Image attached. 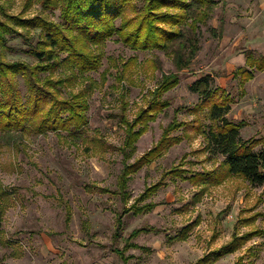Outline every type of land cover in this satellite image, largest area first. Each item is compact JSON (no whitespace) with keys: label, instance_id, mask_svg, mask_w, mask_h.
<instances>
[{"label":"rangeland","instance_id":"374dc122","mask_svg":"<svg viewBox=\"0 0 264 264\" xmlns=\"http://www.w3.org/2000/svg\"><path fill=\"white\" fill-rule=\"evenodd\" d=\"M161 10L178 12L168 7ZM60 13V9H43L42 0H0V20L5 22L11 16H40L62 23ZM16 28L29 37L7 35L5 59L32 65L36 59L30 48L42 38V31ZM195 33L199 49L181 69L170 51L135 50L117 35L108 39L101 50L99 70L89 72L90 79L63 87L64 97L86 89L89 123L85 139L66 131L1 133L0 189L6 194L1 197L0 264H198L202 256L231 241L234 235L264 229V186H253L243 176L231 175L209 187L201 200L192 204L197 189L187 180L167 177V185L147 199L159 204L142 214L124 215L116 236L117 217L125 203L111 191L117 190L123 167L120 148L126 121L132 122L147 104L150 91L156 89L162 75H179L178 85L164 95L171 105L149 122L129 162L154 145L177 107L180 120H194L197 115L208 128L209 106L198 113L191 110L201 101L191 84L206 74L212 75L213 88L220 86L230 93L227 117L241 125L240 136L261 138L255 149L264 148V69H253L254 77L244 84L237 73L245 63L246 50H253L257 57L264 55V0H216L207 19L198 21ZM65 75L55 69L51 76L57 79ZM42 77H49V73ZM15 80L25 98L23 77L16 75ZM174 133L182 140L129 180L126 206L178 164L204 171L222 162V155L200 151L206 145L200 132L188 129L183 133L180 128ZM254 214H258L256 219L243 220ZM193 221L198 225L185 240L178 239V232ZM147 225L161 230L129 238L135 229ZM240 257L242 264H264V237L254 235L215 264H235Z\"/></svg>","mask_w":264,"mask_h":264},{"label":"trees","instance_id":"16d2710c","mask_svg":"<svg viewBox=\"0 0 264 264\" xmlns=\"http://www.w3.org/2000/svg\"><path fill=\"white\" fill-rule=\"evenodd\" d=\"M215 3L216 0H42L43 9H60L62 23L40 16L27 19L11 16L9 22L0 20V138L2 132L27 130L38 134L66 131L77 139H85L84 131L89 123L86 89L69 92L64 97L63 87H73L77 81L90 79L89 72L99 70L103 57L101 50L106 41L117 35L135 50L170 51L177 68H184L199 49L195 33L198 21L207 19L209 10ZM163 7L176 9L178 12H165L161 10ZM200 9L202 10L199 11ZM16 26L25 29V32L32 28H40L42 31V38L30 48L36 59L32 65L20 60L5 59L7 35L26 34L29 37L28 33L17 30ZM61 54L65 56L62 57ZM55 69H60V73L67 75L54 79L51 75H55ZM253 69H264V55L257 57L253 50H246V65L237 69L243 84L254 77ZM45 72L49 73V77H42ZM16 75H21L25 81V98L18 89ZM212 79L211 74H206L191 84V89L201 97L199 104L191 110L198 113L209 106L210 124L207 129L197 115L194 120H180L177 117L180 108L177 107L172 121L163 129L154 145L133 162H129L136 151L135 143L146 132L149 122L171 105L164 95L178 85V73L162 75L159 85L150 91L147 104L132 122L126 121L123 146L120 148L123 167L117 179V190L111 191L118 193L125 203L117 217L116 236L122 229L124 215L142 214L159 204L147 199L167 185V177L171 180H187L197 189L192 204L200 201L209 187L218 185L231 175H241L253 186H264V148L255 149L263 140L243 139L240 136L241 125L227 117L232 101L230 93L220 86L213 88ZM180 128L183 133L194 129L203 134L206 145L200 151L220 154L224 157L222 162L217 167L204 171H193L185 168L184 164H178L163 172L160 180L146 186L134 202L126 206L130 198L127 188L131 177L179 143L182 136L175 135L174 131ZM185 135L189 136L188 133ZM5 194L0 189V228L4 207L1 197ZM259 200L261 201V197ZM257 215L243 220L249 222L256 219ZM197 223L193 221L187 224L176 237L185 240ZM160 230L154 226H142L131 232L129 238L142 232ZM259 234L264 237V229L256 228L241 236L234 235L231 241L202 256L198 264H215L218 259L236 251L251 237ZM117 252L122 253L121 250ZM242 258L235 264H242Z\"/></svg>","mask_w":264,"mask_h":264},{"label":"crops","instance_id":"0c3cea01","mask_svg":"<svg viewBox=\"0 0 264 264\" xmlns=\"http://www.w3.org/2000/svg\"><path fill=\"white\" fill-rule=\"evenodd\" d=\"M244 55H245V56H243V59H244L245 63H244V65H243V66H245V65H246V53H245V52H244ZM240 67H242V66H240Z\"/></svg>","mask_w":264,"mask_h":264}]
</instances>
